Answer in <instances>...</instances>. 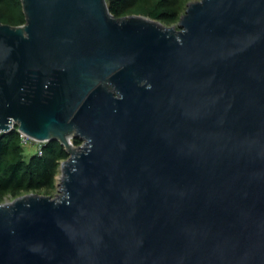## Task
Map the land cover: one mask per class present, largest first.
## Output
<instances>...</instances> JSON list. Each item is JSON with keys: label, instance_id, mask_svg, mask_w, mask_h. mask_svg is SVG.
Returning <instances> with one entry per match:
<instances>
[{"label": "water", "instance_id": "obj_1", "mask_svg": "<svg viewBox=\"0 0 264 264\" xmlns=\"http://www.w3.org/2000/svg\"><path fill=\"white\" fill-rule=\"evenodd\" d=\"M22 6L0 131L69 156L57 197L0 202V264H264V0L189 2L178 26Z\"/></svg>", "mask_w": 264, "mask_h": 264}, {"label": "trees", "instance_id": "obj_2", "mask_svg": "<svg viewBox=\"0 0 264 264\" xmlns=\"http://www.w3.org/2000/svg\"><path fill=\"white\" fill-rule=\"evenodd\" d=\"M191 0H107L116 16L140 14L172 25L180 19ZM26 21L22 0H0V22L15 26ZM81 138H74L77 146ZM43 155L26 157L21 132L12 128L0 131V202L35 192L46 194L58 184L61 163L69 152L59 141L42 143Z\"/></svg>", "mask_w": 264, "mask_h": 264}, {"label": "rangeland", "instance_id": "obj_3", "mask_svg": "<svg viewBox=\"0 0 264 264\" xmlns=\"http://www.w3.org/2000/svg\"><path fill=\"white\" fill-rule=\"evenodd\" d=\"M194 1H199V0H191L190 2H194ZM178 23H179V20H178V22H176V23H174L172 25L178 26ZM25 149H26V152H25L26 157H29L32 153H35L38 150L37 145H35L34 143L27 144V146L25 147ZM60 176L61 175L58 176V182H57L58 184L56 185V187L53 188V189H51V190H49L46 193L47 195H49L51 197H57L60 194V188H61L60 183H59L60 182L59 181ZM46 194H44V195H46ZM11 200L6 199L3 202H8V201H11Z\"/></svg>", "mask_w": 264, "mask_h": 264}, {"label": "built area", "instance_id": "obj_4", "mask_svg": "<svg viewBox=\"0 0 264 264\" xmlns=\"http://www.w3.org/2000/svg\"><path fill=\"white\" fill-rule=\"evenodd\" d=\"M12 127L15 128L14 121L12 122ZM21 135H22V143H23L24 147H26L27 144L34 143L35 145H37V148H38V150L36 152L39 153V155H43L42 142H39V141H37V140H35V139L31 138L30 136L25 135L23 133H21Z\"/></svg>", "mask_w": 264, "mask_h": 264}]
</instances>
